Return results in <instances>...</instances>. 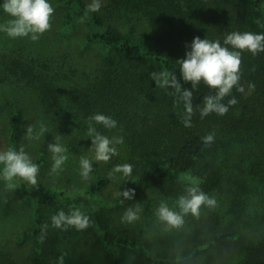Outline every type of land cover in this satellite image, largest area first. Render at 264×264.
<instances>
[{
  "label": "trees",
  "instance_id": "16d2710c",
  "mask_svg": "<svg viewBox=\"0 0 264 264\" xmlns=\"http://www.w3.org/2000/svg\"><path fill=\"white\" fill-rule=\"evenodd\" d=\"M53 3L57 34L50 28L37 41H19L17 56L1 62L0 82L30 90L61 140L69 147L76 146L77 152L91 143L87 117L99 113L116 120L114 129L99 124L96 129L110 139L124 138L123 144L116 145V165L131 164L133 171L131 176L122 175L124 181L109 204L98 190L108 185V176L96 177L90 186L71 192L22 185L31 204L26 234L31 241L28 264H57L61 255L65 263L73 233L53 228L51 217L75 208L93 221L92 246L108 251L110 264H122V252L145 264H167L150 255L143 235L115 226L111 215L132 207L151 188L163 199H178L190 182L188 177L199 182L205 193L216 191L231 199V211L239 216L251 197L260 188L264 190V52L256 56L242 52L239 85L244 92L234 87L222 100L226 105L233 97L238 101L223 116L211 113L201 118L204 98L217 90L203 81L191 88V83L181 78L176 62L185 58L197 36L219 40L221 46L236 50L224 45L228 34L264 33V0H100L98 12H89L85 0ZM79 23L82 53L73 60L64 51V43L70 42L69 34L80 30ZM153 71L174 72L182 87L193 92L191 127L184 126L186 113L179 94L156 86L150 76ZM21 119L22 111L15 109L13 139ZM207 134H214V140L206 146L203 138ZM40 155L34 161L37 165L46 162V155ZM2 168L0 165V172ZM128 188L135 189L133 200L122 195ZM260 209L264 225L263 202ZM235 237L234 232L214 235L208 246ZM0 264L17 263L10 253H0ZM236 264H264L262 234Z\"/></svg>",
  "mask_w": 264,
  "mask_h": 264
},
{
  "label": "rangeland",
  "instance_id": "374dc122",
  "mask_svg": "<svg viewBox=\"0 0 264 264\" xmlns=\"http://www.w3.org/2000/svg\"><path fill=\"white\" fill-rule=\"evenodd\" d=\"M85 1L88 5L92 3V0ZM3 2L4 0H0V5ZM48 2L52 7L54 6V0H48ZM0 8V24H2L11 17L3 11L2 7ZM56 11L54 9L50 21L51 28L56 30L55 35L59 28L55 23ZM79 27L80 30L75 34L68 35L70 42L64 43V51H68L74 57L73 60L82 53L80 47L82 23H79ZM24 38L30 37L10 38L6 33L0 32V67H2V61L17 56L18 42ZM29 49L31 47H28L27 51ZM91 56L92 54L87 57ZM15 109L22 111V119L13 139L11 120ZM41 124L47 127V133L38 140L27 139L26 128L31 125L39 131ZM57 136L60 137V143L68 150L66 153L68 159L59 175H50L53 160L47 146L49 143H54ZM61 139L56 126L51 124L49 116L43 112L37 98L30 90L12 82H0V151L10 148L19 150L23 147L33 162L40 158V152L46 155V162L38 165L37 187L34 188L26 181L16 178L13 183L17 187L9 190L6 187L7 182L0 179V253H10L17 264L29 263L31 249L30 238L26 235L31 225V204L24 196L23 186L29 189L57 187L71 192L76 188L90 186L96 177L108 176L109 178V172L116 166L115 160L119 158L118 151V155L112 157V162H96L92 159L94 153L91 151V143L84 146L82 151L79 148L80 151L77 152L76 146L69 147ZM64 139L69 140V138ZM82 156L92 160L93 170L88 180H84L80 175L79 161ZM123 181L122 174L116 173L114 178H109L105 188L98 189L104 202L109 204L112 201ZM206 194L216 199V206L214 208L202 206L199 218L188 214L180 229H169L158 220L155 212L161 201H166L169 207L176 211L178 208L175 206L177 199H163L155 188L146 190L130 207L135 208L139 205L142 209L139 220L134 223H122L121 217L125 211L113 212L111 220L117 227L132 229L143 235L150 255L155 259L164 260L167 264H236L250 248L257 245L261 234L264 236L260 209L262 202L264 204V190L260 188L254 198L251 197L241 216L231 211V199L216 191ZM68 232H72L73 236H70L71 241L67 244L69 257L64 264H110L109 252L100 251L92 246V227L82 231L72 227L68 229ZM225 232H234L236 237L227 239L214 247L208 246L212 236ZM121 262L122 264H145L129 252L121 253Z\"/></svg>",
  "mask_w": 264,
  "mask_h": 264
},
{
  "label": "clouds",
  "instance_id": "9594fccd",
  "mask_svg": "<svg viewBox=\"0 0 264 264\" xmlns=\"http://www.w3.org/2000/svg\"><path fill=\"white\" fill-rule=\"evenodd\" d=\"M3 11L11 19L0 24V32H4L10 38L30 37L32 41H37L40 36L51 28V18L54 8L48 0H4L0 5ZM100 0H92L88 5L89 12H98L100 10ZM221 46L219 40L210 41L201 39L199 36L194 37L190 45V51L185 53V58L177 60L181 78L185 82L191 83V88H196L203 81L211 89H216L215 95L204 98V107L200 110L201 118L211 113L220 116L229 111V106L238 103L235 97L228 100L227 105L222 100L229 96L232 89L236 87L237 91L244 92V88L239 85L241 79L240 66L241 54L243 51L250 52L253 56L264 52V33L256 34L252 32H232L226 36ZM151 79L155 81L156 86L161 88L175 89L179 94V100H182L185 107V127H191V116L193 115L192 98L193 92L188 88H183L178 81L174 72L161 71L151 72ZM254 87V85H250ZM183 88V91L181 89ZM87 136L91 138V151L94 153L92 159L96 162L107 163L110 159L118 155L116 145L123 144L122 136H114L111 139L97 131L96 125H102L106 129L117 127V121L103 114H95L87 117ZM48 129L41 124L39 131L29 125L26 128L25 135L29 140H38L47 133ZM214 140V134H207L203 138V143L207 146ZM48 151L52 154L53 164L50 175H59L63 170V165L68 159L67 148L60 143V137H55L54 143H49ZM80 175L84 180L90 179V173L93 170L92 160L88 157H80ZM0 165L3 166L0 172V179L6 181V187L9 190L17 186L13 181L20 178L26 181L34 188L38 186L37 176L39 166L32 161L30 156L25 152L23 147L19 150L8 149L0 151ZM133 171L131 164L116 165L110 172L109 178H114L116 173L124 177L131 176ZM190 182L185 187L183 195H180L175 201L178 211L170 208L166 201H161L156 209L155 215L158 220L164 223L169 229H180L185 223V216L191 214L199 218L202 206L214 208L217 201L210 197L199 187V182L187 178ZM122 195L125 199L133 200L135 189L128 188L123 190ZM142 209L137 205L135 208H128L121 222L134 223L140 218ZM53 228L68 230L74 227L77 231L86 230L93 226V221L88 215H85L79 208L69 209L68 213L60 210L51 217ZM48 226L45 225V228ZM57 264H64V255L58 257Z\"/></svg>",
  "mask_w": 264,
  "mask_h": 264
}]
</instances>
